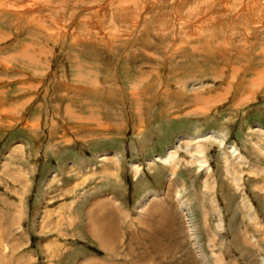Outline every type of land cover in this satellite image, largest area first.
I'll return each instance as SVG.
<instances>
[{"label":"rangeland","instance_id":"obj_1","mask_svg":"<svg viewBox=\"0 0 264 264\" xmlns=\"http://www.w3.org/2000/svg\"><path fill=\"white\" fill-rule=\"evenodd\" d=\"M256 127L264 129V0H0V211L12 218L0 228L18 227L22 214V240L9 243L30 264L106 263L94 247L118 253L85 230L91 203L111 195L133 207L113 224L126 246L130 236L149 237L137 206L165 191L169 208L179 196L191 209L210 264L211 240L226 264H262L264 133ZM209 133L227 136L245 160L225 161L228 149L213 145L207 175L182 152L172 178L155 161L182 136ZM105 153L119 165L108 162L103 179ZM245 226L258 242L236 243Z\"/></svg>","mask_w":264,"mask_h":264},{"label":"bare ground","instance_id":"obj_2","mask_svg":"<svg viewBox=\"0 0 264 264\" xmlns=\"http://www.w3.org/2000/svg\"><path fill=\"white\" fill-rule=\"evenodd\" d=\"M212 26H213V24H212ZM212 26H210V27H212ZM184 89H186V88L184 87L183 90ZM185 91L187 92V90H185ZM253 132H255V133L256 132L264 133V129L260 128V127H256L255 129H253ZM256 135H259V134H256ZM226 137L227 136H225L224 134H216V133H209V134L202 135V136H197V137H191V136H188V135L187 136H182L178 140L176 146L169 150V152L167 153L166 157H158V158H156L155 161L161 162L162 164H164L166 166H170L171 169H172V172H171L170 176L172 178L173 176H175L174 171L180 165V163L178 162V158L180 157V154L182 152H186L189 155V157H190V161H188L187 164H189L191 166L193 164L196 165L197 166V170H196L197 173H200V172L204 171L205 174L212 175L211 174L212 173V168L210 167V164H209L207 151L213 145L214 146H218L221 149H226V150L228 149L227 153H225V152L223 153L225 161L228 160V157H230V156L233 159H235V160H237L239 162H242L243 160H245L244 156L241 154L240 149L238 148V146L236 144H232L230 146L227 145V138ZM248 149H250V148H248ZM100 157L102 159L101 160V164H100V166L102 165L101 166L100 177L103 178V179H106L107 177H110V174L112 172V171L110 172V166H112V165H108V162H113V164L115 166L119 165V156L116 153L113 154V155H110L109 153L108 154L105 153V154H102ZM152 162L154 163V161H152ZM140 169L141 168L136 167V172H138ZM101 178H100V180H101ZM207 182H209V181H207ZM210 187H211V185H210ZM152 193H154V192L152 191ZM176 197H177L176 200L179 202L178 207H176V208L170 207L169 208L168 204H169V201L171 200V198L168 195V192L165 191L161 195H158L157 193H154L153 196L149 197L143 203L141 202L137 206V216H138V218L136 219V224L139 225L140 227H142L143 230L144 229L145 230H149V229L151 230V228H154V229L156 228L157 230L164 229L165 231L170 232V229H172L173 233H174L176 231L175 230L176 229L175 226H177L176 225V221H178L179 220L178 218H180L181 219L180 221L183 222V224L185 225L186 231H187L186 232L185 229H183V231H185L187 233V239L184 238L183 241L186 242V240H187V242H188V240H189L191 242L192 249H194V251L196 252L195 254L191 253L192 252V251H190L191 249L188 248L189 249L188 253L190 252V254L197 256V262L199 264H210V260H209L210 258L202 250V246L200 247V244H199L200 243V239H198L199 237H198V235L196 233L197 226L194 224V220H193V217H192L191 209H189L188 206L185 205V203L181 201V198L179 196H176ZM208 200H209V198H208ZM208 200H207V202H208ZM3 201H5V200L3 199ZM118 201L116 200L115 196L108 195V197L104 198V199L103 198L95 199L94 202L91 203V206L87 209V216H86L87 219H86V222H85V230L88 232V234L93 235L92 239H94L100 246H102V244H104L105 242H110V241H115V242L123 241L124 242V239H123L122 235L117 233L118 232L117 229L113 227V224L115 222L119 223V221H120L119 220V214L117 212H120V214H121L124 211V208H123L122 204L119 203ZM186 201H188V200H186ZM156 203H163V204L155 205ZM211 206H210V208H211ZM244 208H246V207H244ZM205 211H207V210H205ZM202 212L204 213L203 210H202ZM157 213H158V216H156ZM12 214H15V213H12ZM10 216L11 215H9V213H5V212L0 211V222H1V220L2 221L5 220V222L7 220V223L10 222V220L12 219V218H10ZM14 217H15L14 220H16V225H18V227H16L13 224L11 226L7 225L5 227L2 226L0 228V264H23V262H25V264H30L28 262L29 259L27 260V258L31 257V256H28V257L26 256V258L23 259V256L25 257V254L23 256L21 254H18L16 252V250H15V247L10 245V243H9V242L22 240L21 239L22 236L20 234V232L22 231V226L19 225L20 221L22 219V214H20L19 217L18 216H14ZM16 217H18V218H16ZM258 217L259 216L256 214V217L253 220L257 221L259 219ZM219 218H220V222H219L220 226L219 227H221L224 221L222 220V216H219ZM75 222L77 223L78 221H75ZM212 222H213V220H212ZM251 222H252V220H251ZM258 223H256V224H258ZM179 224H181V223L179 222ZM14 226H15V228L13 230L14 231L16 230L17 232H19V234L21 236L20 239H17V238L15 239V237L11 236V235L14 234V233L11 232L12 228ZM150 226H151V228H150ZM198 227H200V226H198ZM80 229H81V227H80ZM216 229H217V227H216ZM139 230H141V229H139ZM221 230H222V228H221ZM149 231H148V233H149ZM213 231H214V229H213ZM209 232H206V233L209 234ZM144 233L145 232H142V234H144ZM247 233H249V226H245L244 227L243 233H242V230L240 231V233H237L236 236L239 237V238L235 240L236 243L238 242V243H240L242 245V243L244 244V243L250 242V241H252V242H258L259 241V240L257 241L256 237H253L251 234H247ZM159 235L160 234H158V236ZM168 235H171V234H168ZM172 236L173 235H171L170 237H172ZM176 236H178V235H176ZM152 237H153L152 235L149 236L150 239ZM139 238L140 237L138 235H136V236L133 235V236H130L129 240L138 241ZM147 238L148 237H143L141 242H144V240H146ZM166 239H167V237H166ZM176 239H177V237L173 236L172 240H176ZM28 240L29 239L27 238V243H28ZM178 240H180V238H178ZM213 241L214 240H211V242L209 244V248H211L210 252H211V256H212V258L214 260V264H226V262H224V258H223L225 256L226 252L225 251L224 252H218L217 249H216V246L212 244ZM216 241L219 242L218 239ZM171 243H173V242H171ZM176 244H178L180 246L183 243L182 244L176 243ZM188 245H189V243H188ZM249 245H251V244H249ZM17 246H19V245H17ZM61 247L64 248L63 246H60L59 248H61ZM240 249H243V248H240ZM61 250L58 249V251L56 252V256L59 257V258L61 257V254H60ZM242 251H244V250H242ZM182 253H184V252H182ZM165 256H163V257H165ZM187 257H190V255L187 256ZM143 258H145V257H143ZM185 258H186V256H185ZM185 258H183V259L186 260ZM183 262H185V261H183ZM183 262L181 264H184ZM189 262H190V260H188V263ZM261 263L264 264V258L261 259ZM75 264H106V263L102 262V260H98V259L86 256L81 261L75 262Z\"/></svg>","mask_w":264,"mask_h":264},{"label":"crops","instance_id":"obj_3","mask_svg":"<svg viewBox=\"0 0 264 264\" xmlns=\"http://www.w3.org/2000/svg\"><path fill=\"white\" fill-rule=\"evenodd\" d=\"M115 194L117 195V198L119 199V197L121 195L119 193L117 194V192H115ZM125 208L129 209L131 212L133 207H131V208L125 207ZM150 228H151V226H150ZM149 230H144V231L146 232L147 236L152 235L153 239L152 238L150 239L148 237L146 239V242L145 241L144 242H141V241L138 242V241L129 240L128 243L126 244V246L124 244H121L120 243L121 241H117L118 243H116V244H114L115 241L107 242V244H105L106 243L105 242L104 244H102L101 247L102 248L105 247L108 252H110L112 254L113 253L120 254V252L122 251V252H124L123 256H122V254L120 256H118V254L117 255H108L105 251L100 250L97 247L96 248L94 247V250L95 249L96 250L92 254H98V252L103 253L104 255L101 258H103V260H105L107 264H127V262L124 261V259L129 260L128 264H133V263L134 264H161V263L168 264L170 261H172V262L174 261L173 257L174 258L178 257L176 255H181V256L177 260V262H174V263L181 264L183 261H185V262H183L184 264H192V263L197 264L195 262L194 255H192V254L190 255V253H188L189 250H188L187 242L184 241L185 243H183L180 246L178 244H176L175 245L176 247H174L173 243H176L178 239L172 240L173 236H174L172 229H170V232L165 231L164 229L157 230L156 228L155 229L151 228V230L150 231ZM126 231H128L131 234L133 233L132 229H131V231H129L128 228H126ZM148 231H149V233H148ZM158 234H160V235L158 236ZM168 234H171L173 236L170 237L171 235H168ZM166 237H167V239H166ZM112 242H114V243H112ZM171 242H173V243H171ZM180 242H181V240H180ZM173 249H177L176 250L177 253H174L172 251ZM182 252H184V253H182ZM186 253L188 256L190 255V257H187ZM163 256H165V257H163ZM185 256H186V258H185ZM123 257H125V258H123ZM143 257H145V258H143ZM153 257L156 258V261L153 260ZM166 258H168V261H165ZM183 258H185L186 260H184ZM188 260H190L189 263H188Z\"/></svg>","mask_w":264,"mask_h":264}]
</instances>
